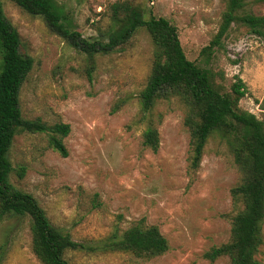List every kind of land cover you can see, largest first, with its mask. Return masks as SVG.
Listing matches in <instances>:
<instances>
[{
  "label": "rangeland",
  "instance_id": "374dc122",
  "mask_svg": "<svg viewBox=\"0 0 264 264\" xmlns=\"http://www.w3.org/2000/svg\"><path fill=\"white\" fill-rule=\"evenodd\" d=\"M16 28L20 52L33 67L20 91L24 118L47 125L67 123L63 157L48 144L47 132H20L9 150L12 184L31 193L50 223L84 245H93L114 230H125L144 218L157 225L168 250L152 258L130 252L67 250L70 264H230L227 256L204 257L228 241L233 205L230 189L241 174L227 142L213 133L197 170L188 167L189 133L183 125L187 106L172 94L143 113L139 93L146 85L154 58L149 34L139 27L129 41L89 59L51 32L44 20L1 0ZM128 1L142 18L164 17L176 26L186 57L207 69L222 92L229 93L235 76L246 94L240 110L264 123V35L241 23L231 24L221 45L200 54L218 31L229 0H53L71 29L85 38L106 39L112 25L110 5ZM244 10L264 14V3L245 0ZM94 40V39H92ZM159 132L157 151L142 145L147 126ZM19 167L24 174L17 175ZM263 243L256 258L264 264ZM0 264H43L32 250L31 220L9 215L0 221Z\"/></svg>",
  "mask_w": 264,
  "mask_h": 264
},
{
  "label": "trees",
  "instance_id": "16d2710c",
  "mask_svg": "<svg viewBox=\"0 0 264 264\" xmlns=\"http://www.w3.org/2000/svg\"><path fill=\"white\" fill-rule=\"evenodd\" d=\"M11 1L26 13L41 17L51 32L85 52L89 59H93L96 53L112 52L126 44L139 27L146 30L155 51L146 85L139 93L142 112L151 111L159 99L179 95L187 106L183 125L189 133V169H198L208 138L216 132L226 140L241 174L240 182L230 189L233 205L236 208L241 205V209L231 217L229 239L211 247L204 257L214 261L227 256L230 264H263L256 254L263 243L264 123L253 113L239 109L238 102L246 94L242 79L235 76L229 93L220 91L213 83L210 71L186 57L175 25L164 17L142 18L136 6L128 1H115L110 5L112 25L106 39L85 38L71 29L53 0ZM250 1L264 3V0ZM245 4V0H229L218 31L201 48L200 54H210L220 46L234 22L243 24L257 36L264 35V14H238L239 10H244ZM19 46V34L7 19L0 0V221L9 215L28 216L32 250L43 264H70L64 257L67 250L122 251L143 258L166 252L169 248L167 239L157 225H145L144 218L121 232L114 230L96 244L78 243L68 232L50 223L31 193L12 184L10 175L15 169L8 154L15 135L47 132L49 146L65 157L68 151L63 140L70 132L67 123L47 125L40 119L23 117L20 91L34 60L21 53ZM142 145L157 151L159 132L156 126L149 125L143 131ZM24 170L19 167L18 177L23 176Z\"/></svg>",
  "mask_w": 264,
  "mask_h": 264
}]
</instances>
